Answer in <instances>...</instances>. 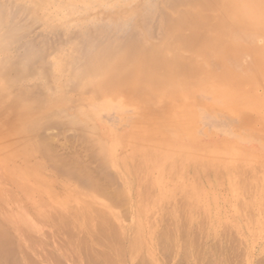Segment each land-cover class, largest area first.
<instances>
[{"label":"rangeland","instance_id":"1","mask_svg":"<svg viewBox=\"0 0 264 264\" xmlns=\"http://www.w3.org/2000/svg\"><path fill=\"white\" fill-rule=\"evenodd\" d=\"M263 1L233 0V4L236 14L242 16L241 20L247 24L249 29L264 35V11L260 14V10L258 9ZM197 6V3L193 0H0V184H2V181L6 182L8 175L6 171L8 170L10 173L14 165L22 162L13 153L20 151L21 154L26 150L31 151L33 149L30 148L35 142L40 141L43 144L46 142L44 141L45 139H49L44 145L49 147L48 144H50L51 149L55 148L56 151L53 152L58 154L57 157L59 154L61 158L68 155L70 150L68 145L76 136V128L60 127L62 125L58 126L57 124L52 126L51 124L49 125L50 120H68V123L75 121L82 124L86 119H89L94 127L97 128V130L95 129V136L107 140V136H109L107 129L100 127L90 118L88 107L84 102L92 96L91 93L99 94V91L93 89L92 85L97 82L96 80L99 78L97 72L103 66L115 63L116 67L122 69L121 65L126 66L132 63L128 58L134 54L138 60V64L134 65L137 70H134V72L127 76L128 80H125L124 85H118L114 78L116 75L111 76L108 73L100 78L101 81L99 80L103 83L101 88L108 92L121 91L118 94H122L130 85H137V88H140L150 84L153 87L152 90L155 89L156 93H158L152 97V100H156L157 97L162 96L160 93L170 95L176 89L182 90L184 86L177 82L179 79V82L190 80L194 85L186 92L190 95L194 94L195 99L193 106L195 120L194 122L192 121L190 136H178L173 133H169L168 136L178 142L205 148L206 151L210 149V152H215L217 157L221 158L222 163L216 161L217 165L225 163L228 166L237 168L238 163V174L245 179L249 176V179H247L250 180V186L253 184V187L251 186L246 194H242L239 190L234 189V192H227L224 188L215 186L210 181H201L200 190L207 193V198L202 199V205H205L208 210L203 214L204 217L199 216L200 219L192 218L193 221L191 225L189 224L192 234H194L193 231L195 230V245L199 243L198 247L194 244L193 246L197 249H202L201 251H206L207 249L209 250L210 246L215 244L220 251V248L226 247L227 243H225V240H236L238 241L237 246H234L235 248L238 247L236 251L245 250L248 255L245 256L243 253L242 255L244 256L239 258L240 253L237 257L231 254L232 257L228 255V259L231 258L230 260L234 261L239 258V261H242L244 257L243 262H241L242 264L247 263V258L248 260L250 259L251 264H257V260L264 256V199L262 200L264 193V119L260 118L254 107L248 104L246 106L244 101L237 95L230 96L224 93L217 88L218 85L216 84L211 85L212 89L204 90L202 87L196 90L195 93L193 92L197 82L202 78L209 77L213 70L221 71L222 73H233L235 82L245 79L242 77L252 73V71H248L245 68L248 67V63L252 59L246 55L240 57L239 52L235 53L232 51L228 53L223 50H214L209 54H203L200 59H198L199 57H194L195 43L202 45L205 40L200 38L205 33L206 35L204 36L207 38L212 36L209 30L212 26L222 21L221 16L224 12V9L221 8L218 13H212L208 18L201 21L200 25L202 26L200 31L195 35L196 37L192 33L197 27H184L180 33L176 32L177 27L175 26L180 25L178 23L174 25V20L183 12L198 9ZM165 22H169V24L166 25ZM163 24L166 27L165 29L163 28ZM231 36L232 34H229L226 39H229ZM206 37L204 38L207 39ZM262 41L263 39L260 36L257 37L256 43L259 48L262 47ZM152 49L159 50H157V56L153 57L154 54H150L145 57L144 54H148ZM142 55L144 56L143 58H141ZM234 56L236 60H233ZM116 57L121 62L116 60ZM178 57L179 59L176 62L171 61V59H177ZM149 61H151V64ZM139 62L143 65H140ZM213 62H218V65L215 67L207 65ZM189 65H198L200 68L197 71H189L187 69ZM232 66H236L238 70L233 71ZM161 67L168 68L165 71L167 72L166 77L152 83L151 77L154 71L149 70V72L148 69L153 68L155 70V68L160 69ZM140 68H144L145 71L143 72L148 74L138 77L137 75L141 71ZM240 72H243V74ZM168 77L171 78L167 79ZM253 79L256 80L254 76ZM245 84L247 83H241V86ZM248 89V94L252 95L254 99L258 98L260 101H264V83L251 85ZM208 91H211V93ZM221 95L226 100V104L220 103L224 107L223 109L220 108V105H216L217 98ZM116 97H121V95H116ZM80 108L84 110L80 111ZM121 108L122 111L117 114L118 129L120 131L119 137L130 131L132 126L143 118L141 113L136 108H133V106L124 105ZM150 109L158 111L153 106H150ZM79 112H82L88 118H84V121L80 117ZM259 112L262 115L264 114L261 109ZM200 114L204 117H214L220 121L229 122V129L233 128L242 138L235 134L227 136L212 125L203 124ZM19 115H22L21 119L15 120L13 118ZM91 117L104 126H111L110 123H107L108 120H106V116L103 114H93ZM44 121L48 122V124ZM36 124L37 126H35ZM82 125L85 126L84 124ZM48 126L50 128L47 129ZM149 128L151 130L142 131L144 136H147V141L153 134L157 133L156 130L152 129L154 126L149 125ZM39 138L42 139L39 140ZM113 139L110 138L108 143L112 142ZM166 143L167 145L164 146H161V143H159L160 145H156L157 149L161 150V153L167 152L166 148L168 146L175 147V143ZM31 153L34 156L28 157V159L37 161L39 159L37 155L34 151ZM205 153L201 154L204 155ZM94 162L92 161L90 164L94 166L96 164ZM44 164V175L53 190L57 186L74 189L76 188V183L74 182H77L76 185L78 186L87 183L79 171L70 172L66 179L64 172H60L61 175H59L60 173L53 171L52 166L55 167L54 165L48 162ZM46 165L48 166L47 168ZM3 166L6 169H3ZM240 167L242 168L239 170ZM32 169L33 165L29 167L28 171L26 169L25 172L28 173ZM183 174L187 176V171ZM177 176H179V172ZM208 177L211 178L209 175ZM208 177L203 176L206 179ZM16 182L18 183L19 180L16 179ZM209 183L212 184V188L209 187ZM0 186V190L4 191L7 195H16V199L19 200L18 203L15 200L6 201V198L3 199L0 196V211L3 210V212L5 211L8 214L7 211L10 210L11 214L7 216L5 213L4 215L9 217V221L14 219L12 221L15 223V227L17 226L16 234L13 232L17 239L15 242L17 244V249L15 250L16 258L22 259L20 258V253L23 255L24 252H21V250H28V254L32 253V250L36 256L32 253L34 256L30 257L32 259L36 258L34 261L37 264H46L48 262H50L48 264H89L93 260H98L99 253L97 251L101 248L88 241L87 232L82 228V224H80L81 221L83 223V220H81L76 211V207H78L77 201L70 200L68 203L69 209H66V212L64 206L60 208L59 204L63 203L59 199L55 198L51 201L47 199L48 201L38 204V207L43 206L45 210L43 212L34 211L33 214V210L29 204L25 203L23 198L18 196L19 193H17L16 187H10V184L4 188L2 185ZM114 186L111 190L119 189L120 185L118 187ZM252 197L256 198L255 201H252ZM103 198L99 197L97 204L94 205L97 211L104 210L105 205L109 203L105 200L107 198ZM10 201L16 203L13 206L17 207V211L12 206L14 203ZM26 204L29 206L28 210L26 209L28 207ZM167 205L162 211H155L149 216L148 220L150 225L154 226L156 235L160 233L161 229H164L163 225L167 227L168 223L174 224L176 221L175 219L172 220L170 215L173 211L176 212L178 207L171 208L170 205L183 206V203L176 200L167 203ZM19 206L22 207L21 211L19 210ZM7 207H9V210ZM112 207L108 211L117 215L116 213L121 207L119 209L118 206ZM114 207H117V212ZM238 207L242 212L239 217L240 219L236 218L238 215L236 209ZM121 210H119V213H122ZM94 211L96 210L94 209L91 212ZM15 212H17L18 217ZM249 212H253V214L251 213L250 215ZM177 213L181 212H176V215H178ZM62 214L68 219L65 218L67 220H63ZM127 214L123 215H126L125 218L129 216L127 219L131 220L130 213ZM13 215L16 218H13ZM22 215L24 217L22 218L23 220L18 221ZM38 215L44 219H41L42 221L39 220L40 216ZM182 215L185 216V214ZM92 217V225L90 224V227L97 229L96 225L99 221L95 218L94 213ZM179 217L181 221L184 220L181 216ZM25 219H28V221H25ZM110 219V223H114L113 219ZM164 219L168 220L167 223ZM129 220H122L125 222L122 223L126 224ZM250 220H253V222L251 223ZM22 221L27 222V224L23 225ZM77 221L79 222L78 224ZM20 223L23 228L20 226ZM40 224L43 226L41 227ZM10 225L13 224L10 223ZM10 225L9 227L11 228ZM15 227L12 226L10 230H14ZM19 228L26 231L27 235ZM170 228L172 227L170 226ZM47 233H49V236ZM224 233L225 235H223ZM233 233L234 237L236 236L235 238L232 237ZM24 234L29 238L25 237ZM230 235L234 239H231ZM202 236H204L203 239H201ZM82 237H85L84 240ZM244 237H247L249 240ZM25 238L28 239L25 241ZM77 238L82 239L83 247L82 242H80L81 239ZM29 239L30 241H28ZM233 241L232 244L236 245ZM86 242L88 243L86 244ZM230 242H228L229 245L227 244V246H231ZM34 243L35 246L38 245V249L32 246ZM244 245H248L249 249ZM245 248L248 250L246 251ZM103 250L108 251L106 248ZM174 250H176V253L173 252ZM158 251L159 249L155 252L154 255L156 256L153 260L147 259L143 252H139L132 258L127 259V263L125 262V264H143L144 261V264H174L176 262L179 264L178 261L182 262V259L178 255L181 251L179 247L173 249L171 256L170 254L167 258L162 256L163 259L158 254ZM198 251L201 252L199 249ZM194 254L195 256L193 255L191 259L198 255L195 252ZM42 255L45 256L43 257ZM207 258L205 261H207ZM235 262L238 261L235 260ZM27 263L28 261L24 260L23 264ZM0 264L2 263L0 262Z\"/></svg>","mask_w":264,"mask_h":264},{"label":"bare ground","instance_id":"2","mask_svg":"<svg viewBox=\"0 0 264 264\" xmlns=\"http://www.w3.org/2000/svg\"><path fill=\"white\" fill-rule=\"evenodd\" d=\"M193 1L197 3L198 9L183 12L180 16H178V18L174 20V25L176 23L180 25L175 26L177 27V29L175 30L176 32L180 33L184 27H197L196 30L192 33V35L195 36L198 31H200V28L202 26L200 25L201 21L208 18L212 13H218L221 8L224 9V12L221 16L222 21L212 26L209 30V32L212 33V36L207 38L206 36H204L206 35L205 33L200 39H204L206 42L204 41L202 45H198L199 43H195L194 57H199L198 59H200L203 54H209L211 51L214 50H223L228 53L232 51L235 53L239 52L240 57H242V55H246L249 56L250 59H252L251 61H249L248 67H245L248 71H252V73L246 74L242 77L245 79H240V81L235 82L233 73H222L221 71L213 70V72L210 73L209 77L202 78L197 82L196 86L194 87L195 90H193V92L195 93L196 90L202 87V89L204 90L212 89L211 85L216 84L218 85L217 88L222 90L224 93H227L230 96L237 95L244 101L246 106L248 104L254 107L256 113L259 114L260 118L264 119V114L262 115L259 112V110L261 109L264 113V101H260L258 98L254 99L252 95L248 94L249 86L264 83V35L254 30H250L247 24H245L241 20L242 16L236 14V9L234 7L233 0ZM258 9L260 10V14H262L264 11V1L260 4ZM167 24H169V22L166 23V25ZM163 26V28L165 29L166 27L164 24ZM229 34H232V36L229 39H226ZM259 36L263 39L261 48H259L256 43V39ZM204 37H206L207 39H205ZM157 50L152 49L151 51H149L148 54L144 55L146 57L150 54H154L153 57H156L159 51ZM143 57L144 56L142 55L141 58ZM178 59L179 57L177 59H171V61L176 62ZM116 60L121 62L118 57H116ZM128 60L132 61V63L126 66L121 65L123 67L122 69L116 67L115 63H110L107 66H103L102 69L97 72V74H99V78L96 80L97 82L92 85V88L96 89V91H99V94L96 95L91 93L92 96L84 102L88 107L87 109L90 118L93 119L100 127H104L107 129L109 135L107 136V140L95 136L94 133L95 129L97 130V128L94 127V125L92 124V122H90L89 119H86L88 117L84 116L82 112H79V114L84 121L86 119L87 122L85 121L84 123H82L85 126H83L81 123H76L75 121L68 123V120L54 119L52 120L53 122L50 120L49 125L51 124L52 126L57 124L58 126L62 125L60 127L65 126L76 128V136L68 145L70 148L68 155L66 154V157L61 158L59 154V156L57 157L58 154H55V152H53L56 151L55 148L51 149L52 147L48 143L47 144L49 145V147L44 145L49 139H43L44 141H46L44 142L42 140L44 142L43 144L40 141L35 142L34 145L30 148L33 150H26L21 154L20 151H16L17 153H13L14 156L16 158H20L22 162L14 165L11 168L10 173L8 172V170L6 171L8 174L6 177L7 183L5 181H2V184L0 185H2L3 188L8 184H10V187H16L17 193H19L18 196L22 197L23 201L29 204V206L33 210V214L34 211L43 212L45 210L43 206L38 207V204H40L41 202L48 201L47 199H49L50 201L54 200L55 198L57 200L59 199V201L64 204H59L60 208H63L61 206H64L65 210L69 209L68 203L70 202V200L77 201L78 207H76V211L77 214L80 216L81 220H83V223H81L82 221L79 220V218L78 220L81 221L80 224H82V228L87 232L86 234L88 236V241L101 248L99 249V251H97L99 253L98 260H93V262L89 264H125L127 259L132 258L139 252H143L147 259L153 260V258L156 256L154 254L155 252H157V249H159L160 251H158V254L161 255V258L162 256H164V258H167L169 254L171 256V252L174 248L177 247H179V249L181 248L180 254L178 255L182 259V262L178 261L179 264H242L241 262H243L244 257L242 261H239V258H242V256L244 255L247 256L248 254L247 252H245V250H243V246L242 250L244 252L236 251L238 250V247H234L238 244V241L236 240H225V243L227 244L231 241V246H227L226 244V247L223 246L222 248H220V251L219 248L215 244H213L212 246H210L209 250L207 249L206 251H201L202 249L198 248L201 252H197L198 249L196 247H198L197 245L199 243L195 245V230L193 231L192 229V231L194 232V234H192L189 226L193 221L192 218H199V216L204 217L203 214H205L206 210H208L205 205H202V199L207 198V193L200 190L201 181H210L213 185L222 187L227 190V192H234L235 190H239L242 194H246L253 185L252 184L250 186V180H248L249 176L247 177L248 179H245L238 174V163L237 168H233L230 165L228 166L225 163H223L222 165H217L216 161L222 163L221 158L217 157L215 152H210V149L206 151L205 148L196 147L191 144L190 146L189 144H185L184 142H178L168 136L169 133H173L178 136H190L192 121L194 122L195 120V113L193 110V106L195 104L194 94L190 95L186 92L190 87L194 85L190 80H183L182 82H179V79L177 82L181 83V85L184 86L182 90L176 89L175 91L170 93V95L160 93L162 94V96L157 97L156 100H152V97L153 95H157L158 93H156L155 89L152 90L153 87L150 84L145 85L143 87H140V84L139 87L141 89L137 88V85H130L126 91L122 92V94H118L121 91L108 92L105 89H102L101 87L103 83L100 82V78L108 73L111 76L116 75L114 76V78L118 85H124L125 80H128L127 76L134 72V70H137L134 65L138 64L137 57L134 54L130 55ZM233 60H236L235 56ZM149 63L151 64V61H149ZM139 64L143 65L141 62H139ZM207 65L215 67L218 65V62L208 63ZM199 68L200 67L198 65L187 66V69L189 71H197ZM231 68H233V71L238 70L236 66H232ZM140 69L141 71L137 75L138 77L144 74H148L143 72L145 71L144 68ZM149 70L154 71V74L151 77L152 83H154L157 82V80L162 78L164 79L166 77L167 72L165 71H167L168 68L161 67L160 69L155 68L154 70L152 68L148 69V71ZM240 73L243 74V72ZM253 76L256 80L253 79ZM170 78L171 77H168L167 79ZM226 81L227 83H225ZM244 82L247 84L241 86V83L243 84ZM186 86L188 87L186 88ZM208 92L211 93V91ZM116 95H121V97H116ZM217 99L218 100L216 105H220V108L223 109L224 107L221 106L220 103L226 104V100L223 98L222 95L218 96ZM162 103L164 104V106ZM124 105L133 106V108H136L141 113L143 118L142 120H139V122H137L135 125H133L130 131L124 133L123 136L121 135V137H119L120 131L118 129L117 114L122 111L121 107H124ZM150 106L157 108L158 111H152L150 109ZM83 110L81 109L80 111ZM93 114H103L104 116H106V120H108L107 123H110L111 126H104L99 121L91 117L93 116ZM107 115L109 116V118ZM203 117L204 116H201L200 114V118L203 121V124L212 125L227 136L235 134L242 138V136L238 134V132H236L233 128L229 129V122L220 121L219 119L214 117ZM13 118L15 120H19L22 118V115ZM48 122L45 123L48 124ZM149 125L154 126V128L152 129L156 130L157 133L153 134L147 141V136H144L142 131L151 130L149 128ZM35 126H37V124ZM48 128L50 127L48 126L47 129ZM31 130H33V128H31ZM110 138L114 139L112 142L108 143V140H110ZM40 139L42 138H39V140ZM166 142L175 143V147L168 146L166 148L167 152L161 153V150L157 149L156 145H160L159 143H161V146H164L167 145ZM32 151H34V153L39 158L37 161L28 159V157L34 156L31 153ZM205 152L208 154L206 155ZM201 153L205 154L202 155ZM160 155L162 156V159ZM92 161L96 162L94 166L90 164ZM45 162L51 163L55 166L53 167L50 164L55 173L64 172L65 178L69 175L70 172L79 171L80 174H82V176L85 178L87 183H83L78 186L76 185L77 182H74L76 183V188L74 189L57 186L58 189L56 188L55 190H53L50 187L49 181L44 175ZM32 165L33 169L30 172L26 173V169L28 171L29 167ZM47 165L46 168L49 166ZM2 168L6 169L5 166H3ZM241 168L242 167H240L239 170ZM185 171H187V176L183 174L185 173ZM178 172L179 176H177ZM54 175L56 176V174ZM59 175H61V173ZM208 175L211 176V178H209ZM203 176H207L208 179L203 178ZM16 179L19 180L18 183L16 182ZM3 180L5 179L3 178ZM211 183H209L210 188L213 187ZM114 185H116L117 187L120 185L119 189L111 190L112 187H115ZM0 196H2L3 199L6 198V201L15 200L16 203H18L19 201L18 199H16V195H7L2 190H0ZM99 197L107 198L103 199L107 200L109 203L105 205L104 210L97 211V208H95L94 205L97 204V200ZM255 199V197H252V201H255ZM263 199L264 193L262 195V200ZM176 200L182 202L183 206H170L171 208L178 207L176 212L180 211L181 213L177 214L181 216L184 220L181 221L180 217L176 215L175 211H173L170 215V218L172 220L175 219V223H168L167 227L165 225L166 228L162 224L163 226H161L164 229H161L160 227L161 231L158 235H156L154 232V226H151L148 220L150 214L155 211H162L165 206H168L167 203ZM2 202L4 201L2 200ZM16 203L11 204L13 206ZM27 204L26 206H28ZM29 206L26 208L27 210ZM112 206H118V209L121 207L122 210L121 208L119 210H121L122 213H119L117 207H114V209H116V212L118 210V212L116 213L117 215L110 213L108 210L110 207L113 208ZM7 208L9 210V207ZM16 208L17 207H15L14 210ZM21 208L22 207L19 208L20 211ZM94 209L96 211L91 212ZM236 211L238 212L236 218H239L241 216L240 214L242 213L241 209L238 207ZM0 212H3V210ZM7 212L8 214H11L10 210ZM5 213V211L3 213H0V262L2 264H23L25 260L28 261L27 264H37L34 261L36 258L34 257L35 259H32L30 257L35 255V252L32 251L30 248L29 249L32 253H34V255L32 253H29L31 254L29 255L27 252L28 250H21V252H24L23 255L20 253V251H18V253H20V258L22 259L16 258L15 250L17 249V244H15V242L17 239L15 234L17 226L15 227V223L12 221L14 219H11L9 221V217H6L4 215ZM12 213L14 212L12 211ZM15 213L18 217L17 212ZM93 213L95 218L99 221L96 225L97 229H92L90 227V224L92 225L91 220L93 219ZM127 213H130L131 220H129V218L127 219V217L129 216L125 218V216L128 215ZM251 213L253 214V212ZM251 213L249 212L250 215ZM63 214L65 215V213ZM63 214L61 216H63ZM182 214H185V216H183ZM12 217L16 218V216L14 215ZM22 218H24L23 215L18 219V221H21ZM62 218L64 220L67 217L63 216ZM110 218L113 219L114 223H110ZM38 219L43 220L44 218L40 216V218ZM125 219L129 220L127 222L128 224H123L125 223ZM26 220L28 221V219H25V221ZM165 221L167 223L168 220L166 219ZM252 222L253 220L251 221V223ZM10 223H12L13 225H10ZM22 223H24L23 225L27 224V222L24 221H22ZM78 223L79 222L77 221V224ZM166 223L164 222V224ZM9 225L11 226V228L12 226L15 227L14 230H10L11 228L9 227ZM21 225L22 224L20 223V226ZM42 226L43 225H41V227ZM170 226L172 228H170ZM37 228L39 229V227ZM19 229L18 231L21 230ZM27 229L29 230V228ZM13 232H15V234ZM23 233L27 235L26 231H24ZM49 233H47L48 236ZM26 235L25 237H28ZM223 235H225V233ZM223 235L221 234L222 237ZM232 235H230V237H234V233ZM203 237L204 236H202L201 239H203ZM232 237L231 239H234L236 236L234 238ZM27 239L25 238L24 240L26 241ZM77 239L80 240L81 238ZM28 241H30V239ZM232 241L233 243L235 242L236 245L232 244ZM80 242H82L83 247L82 239ZM87 243L88 242H86V244ZM193 244L196 247L193 246ZM32 246H34L35 248L38 247V245L35 246V243ZM102 248H106L109 252H106V250H103ZM248 249H246V251ZM239 250H241V248H239ZM81 251L83 252V250ZM173 252L176 253V250H174ZM194 252L198 253V255L196 257H193L192 260L191 257L193 255L195 256ZM239 253L241 256L239 255ZM243 253L244 255H242ZM231 254H234V257H237L239 255L238 259L234 258L238 262H235L234 259V261L230 260L231 258L228 259V255L231 256ZM263 257L259 258L262 261L258 259L257 262H255L257 264H264V259H262ZM206 258L207 261H205ZM189 261L191 262L189 263ZM174 264H177V262ZM246 264H251L250 259L248 260L247 258Z\"/></svg>","mask_w":264,"mask_h":264}]
</instances>
